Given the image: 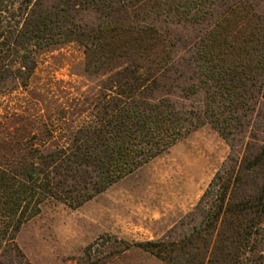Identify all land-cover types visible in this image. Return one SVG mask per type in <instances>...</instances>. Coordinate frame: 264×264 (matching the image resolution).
Returning a JSON list of instances; mask_svg holds the SVG:
<instances>
[{"label": "trees", "instance_id": "obj_1", "mask_svg": "<svg viewBox=\"0 0 264 264\" xmlns=\"http://www.w3.org/2000/svg\"><path fill=\"white\" fill-rule=\"evenodd\" d=\"M70 46L93 87L39 76ZM206 125L230 151L196 206L122 251L264 264V0H0V264H30L14 236L42 205L78 209Z\"/></svg>", "mask_w": 264, "mask_h": 264}, {"label": "rangeland", "instance_id": "obj_2", "mask_svg": "<svg viewBox=\"0 0 264 264\" xmlns=\"http://www.w3.org/2000/svg\"><path fill=\"white\" fill-rule=\"evenodd\" d=\"M81 61L80 51L70 46L43 57L38 73L59 89L85 90L93 85L70 76L81 74ZM229 151L214 129L201 127L78 209L42 205L14 242L30 264H162L137 248H122L158 240L184 219Z\"/></svg>", "mask_w": 264, "mask_h": 264}]
</instances>
